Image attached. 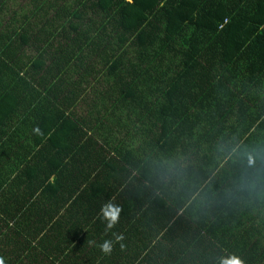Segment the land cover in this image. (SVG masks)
<instances>
[{"label":"trees","instance_id":"obj_1","mask_svg":"<svg viewBox=\"0 0 264 264\" xmlns=\"http://www.w3.org/2000/svg\"><path fill=\"white\" fill-rule=\"evenodd\" d=\"M230 252L264 264V0H0L5 264Z\"/></svg>","mask_w":264,"mask_h":264},{"label":"clouds","instance_id":"obj_2","mask_svg":"<svg viewBox=\"0 0 264 264\" xmlns=\"http://www.w3.org/2000/svg\"><path fill=\"white\" fill-rule=\"evenodd\" d=\"M33 132L37 135H43L41 129L37 126L33 129ZM249 166L255 163L254 157L248 154L247 157ZM122 212V206L114 203L112 200H108L101 205L100 214L103 220L106 221V231L114 228V226L119 222L120 214ZM113 239H105L100 245V250L104 254H111L113 251L114 243H119L120 248L123 250L125 245L122 241L125 239L122 233H113ZM0 264H5L3 256H0ZM218 264H246L244 258L236 253H228L227 255H222L218 259Z\"/></svg>","mask_w":264,"mask_h":264},{"label":"crops","instance_id":"obj_3","mask_svg":"<svg viewBox=\"0 0 264 264\" xmlns=\"http://www.w3.org/2000/svg\"><path fill=\"white\" fill-rule=\"evenodd\" d=\"M7 6H8V8H9V6H10V1L7 2Z\"/></svg>","mask_w":264,"mask_h":264},{"label":"built area","instance_id":"obj_4","mask_svg":"<svg viewBox=\"0 0 264 264\" xmlns=\"http://www.w3.org/2000/svg\"><path fill=\"white\" fill-rule=\"evenodd\" d=\"M224 21H226V19H224ZM221 26H222V24L219 25V27H221Z\"/></svg>","mask_w":264,"mask_h":264},{"label":"rangeland","instance_id":"obj_5","mask_svg":"<svg viewBox=\"0 0 264 264\" xmlns=\"http://www.w3.org/2000/svg\"><path fill=\"white\" fill-rule=\"evenodd\" d=\"M22 2V1H21Z\"/></svg>","mask_w":264,"mask_h":264}]
</instances>
